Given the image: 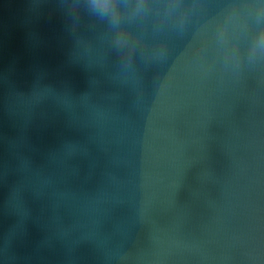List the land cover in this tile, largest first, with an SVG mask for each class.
Instances as JSON below:
<instances>
[{
  "label": "water",
  "instance_id": "water-1",
  "mask_svg": "<svg viewBox=\"0 0 264 264\" xmlns=\"http://www.w3.org/2000/svg\"><path fill=\"white\" fill-rule=\"evenodd\" d=\"M0 264H264V0H0Z\"/></svg>",
  "mask_w": 264,
  "mask_h": 264
}]
</instances>
